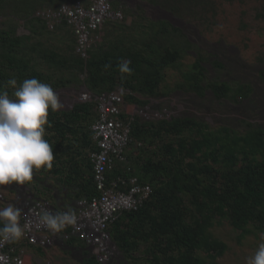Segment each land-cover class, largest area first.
<instances>
[{
    "label": "trees",
    "instance_id": "1",
    "mask_svg": "<svg viewBox=\"0 0 264 264\" xmlns=\"http://www.w3.org/2000/svg\"><path fill=\"white\" fill-rule=\"evenodd\" d=\"M64 1L22 0L15 4V0H0V17L4 19L0 23V91L15 98L23 80L35 77L54 90L73 83H83L92 94L122 87L127 90L124 101L138 106L147 101L137 94H159L162 69L180 57L178 43H174L179 29L160 22L150 39L135 44L110 39L112 28L105 26V35L82 59L74 53V36L65 23L60 24L68 33L64 48L45 46L36 37L47 29L33 12ZM160 5L170 6L166 0ZM16 20H25L27 35L16 33ZM34 23L39 26H31ZM201 60L198 57L184 74L182 84L187 89L202 96L208 86L217 98L232 93L248 97L254 114L263 117L264 104L253 100L252 86L235 90L227 82L202 84ZM125 61L130 62V74L119 71ZM261 75L264 78V72ZM12 79L15 85L10 83ZM95 117L93 101L75 102L68 110L49 109L44 138L53 145L54 160L51 169L42 167L40 171L53 174L56 190L65 193L66 201L97 194L88 158L89 150L95 148L90 130ZM247 125L246 133L237 134L227 127L210 131L204 122L186 116L148 121L134 117L127 164H118L106 173L109 179L135 175L150 187L141 206L122 211L108 227L112 243L127 264H204L200 251L211 256V252L221 254L227 248L208 231L216 216L227 219L243 234L251 229L264 232V128ZM133 145L136 154L129 152ZM57 196L51 193L54 206L61 199ZM64 244L69 248L84 245L74 237ZM29 247L39 256L44 254L40 247ZM139 250L142 256L135 254ZM80 264L99 263L94 255L84 252Z\"/></svg>",
    "mask_w": 264,
    "mask_h": 264
},
{
    "label": "rangeland",
    "instance_id": "2",
    "mask_svg": "<svg viewBox=\"0 0 264 264\" xmlns=\"http://www.w3.org/2000/svg\"><path fill=\"white\" fill-rule=\"evenodd\" d=\"M163 1L118 0L123 6L124 18L108 22L102 27V35H105V26H111L112 29L108 32L110 39L122 38L135 44L143 39H150L157 32L160 22H167L169 26L179 29L174 43H178L176 46L180 50V57L162 69L159 94L150 97L139 94L136 96L146 100L149 107L158 110L164 118L192 117L204 122L210 131L227 127L237 134H244L249 122L252 127L264 128V115L254 114L248 97H234L232 93L230 97L217 98L208 86L203 95L198 96L182 84L186 71L198 57H202V84L227 82L235 90L239 86L250 85L253 87V100H257L260 105L264 104V78L261 75L264 72V0H166L170 6L162 7L160 3ZM21 2L22 0H15V4ZM3 21L0 17V23ZM15 26L18 35L29 33L25 20H16ZM67 34L59 24L52 30L41 31L36 37L45 46L64 48ZM84 90L83 83H73L54 90L63 105L56 111L68 110ZM135 146H130V154H136ZM152 149L153 147L148 148ZM25 187L33 196H45L50 201L51 193L62 195L56 190L58 188L53 174L40 169L34 170L33 180L25 185H17L15 182L0 185V208L15 206L18 202L15 195L23 196L27 191ZM212 223L208 231L213 237L223 241L227 248L221 254L211 252V256L200 251L199 255L205 259L204 264H247V259L254 255L258 245L264 243L262 231H254L250 227L251 232L243 234L227 219L218 216ZM43 252L39 256L30 250L34 264L37 261V264H80L84 252L91 254L90 248L85 244L69 248L61 240H56ZM142 253L139 250L135 254L142 256ZM107 264L127 263L114 246Z\"/></svg>",
    "mask_w": 264,
    "mask_h": 264
},
{
    "label": "built area",
    "instance_id": "3",
    "mask_svg": "<svg viewBox=\"0 0 264 264\" xmlns=\"http://www.w3.org/2000/svg\"><path fill=\"white\" fill-rule=\"evenodd\" d=\"M32 15L40 18L48 30L65 23L74 36V53L82 59H86L91 46L101 40V29L105 23L124 18L123 6L116 0H73L55 7L37 8ZM126 93L127 90L122 87L97 94L86 88L80 92L77 102L95 103L96 117L90 125L95 148L89 150L88 158L97 194L74 200L70 208H58L47 197L33 196L25 187L27 191L16 198L18 202L15 206L22 209L20 223H31L32 227L19 241L0 246V264H34L29 246L44 250L56 240L65 242L70 237L88 246L99 264H107L111 259L114 246L110 240L109 225L122 211L136 210L141 206L148 198L150 187L140 183L135 175L109 179L106 173L118 164H127L134 117L142 121L163 118L148 104L138 106L126 103ZM69 209L77 217L75 225H68L56 234L40 226L39 217L45 211L57 213Z\"/></svg>",
    "mask_w": 264,
    "mask_h": 264
},
{
    "label": "clouds",
    "instance_id": "4",
    "mask_svg": "<svg viewBox=\"0 0 264 264\" xmlns=\"http://www.w3.org/2000/svg\"><path fill=\"white\" fill-rule=\"evenodd\" d=\"M129 63H121L119 71L130 74L133 70ZM10 83L15 85V79ZM14 97L10 99L7 91H0V185L13 182L25 185L33 180L34 170L52 168L53 145L44 138L45 125L49 124V109L56 111L63 107L52 86L35 77L23 80ZM21 214L22 209L14 205L0 208V246L19 241L32 227L31 223H20ZM76 223L77 217L71 209L57 213L45 211L39 217L40 226L53 234ZM247 264H264V243L258 245Z\"/></svg>",
    "mask_w": 264,
    "mask_h": 264
},
{
    "label": "crops",
    "instance_id": "5",
    "mask_svg": "<svg viewBox=\"0 0 264 264\" xmlns=\"http://www.w3.org/2000/svg\"><path fill=\"white\" fill-rule=\"evenodd\" d=\"M116 2H118V0H116ZM120 3V2H119ZM19 195L18 194H16L15 195V199L18 197ZM65 193L64 194H62V195H58L57 197H59V198H61L60 199V201H58V202H56V204H55V206L56 207H58V208H70V207H72V203L74 202V200H72V201H66L65 200ZM45 197V196H44ZM51 203H52V201H51ZM53 204V203H52ZM54 206V207H55Z\"/></svg>",
    "mask_w": 264,
    "mask_h": 264
}]
</instances>
